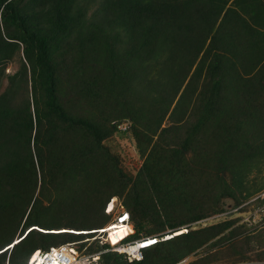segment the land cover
I'll list each match as a JSON object with an SVG mask.
<instances>
[{
	"label": "trees",
	"instance_id": "16d2710c",
	"mask_svg": "<svg viewBox=\"0 0 264 264\" xmlns=\"http://www.w3.org/2000/svg\"><path fill=\"white\" fill-rule=\"evenodd\" d=\"M23 1L0 0L6 27V38L0 31V60L7 59L3 53L10 48L20 47L15 41L23 43L34 90L33 109L29 100L18 108L9 95L0 96V252L13 242L29 207L25 232L34 226L41 231L22 232L10 264H27L38 249L92 236L50 232L90 230L86 223L55 229L63 224L44 217L56 205L79 215L95 214L103 227L108 224L105 201L117 195L114 183L120 184L122 176L102 145L111 133L115 101L124 104V117L133 121L139 143L153 144L141 176L156 170L165 174L172 164L187 161V176H199L208 189L219 187V201L225 195L237 199L250 189L247 179L264 160V55L246 56L253 28L237 7L227 8L229 0H99L89 24L100 35L113 31L117 35L112 38L126 44L117 56L107 45L104 80L96 89L81 91L80 103L61 98L54 47L74 32L83 33L88 0H55L49 7L45 5L50 0ZM39 17L52 21L44 26L36 23ZM89 33L99 53L101 36ZM159 57L164 63L155 70ZM108 67L112 69L107 73ZM14 79L25 81L26 67L10 77ZM73 104L88 108L80 113ZM169 114L171 127L159 132ZM261 186L251 190L259 193ZM124 203L132 215L134 239L164 229L146 202L134 197ZM148 224L155 228L144 231ZM87 242L80 244L85 247ZM164 243L146 250L142 261L130 263L124 255L107 252L102 263L147 264L149 254ZM7 252L0 253V264H5Z\"/></svg>",
	"mask_w": 264,
	"mask_h": 264
},
{
	"label": "rangeland",
	"instance_id": "374dc122",
	"mask_svg": "<svg viewBox=\"0 0 264 264\" xmlns=\"http://www.w3.org/2000/svg\"><path fill=\"white\" fill-rule=\"evenodd\" d=\"M28 1L24 0L23 2L25 4ZM52 1L55 0L48 1L45 6H50ZM85 5H87L85 18L88 23L85 25L83 33L74 32L66 40L59 41V45L54 47L60 95L68 103H74V101L80 103L81 99L77 95L81 91L83 92L87 87L96 89L101 85L106 73L103 71L105 66L107 67L105 62L107 60V45L111 46L115 56H117L123 52L126 44L123 39L119 42L117 38H112V35L116 34L113 31L109 35H105V33L100 35L89 24L99 5V0H88ZM229 7H237V11L246 17L249 25L253 28V32L247 36L249 44L247 45L246 56H252L253 53L257 56L264 55V0H229L227 8ZM48 17L42 19L39 17L36 19V23L39 22L41 25L47 26L48 22L52 21ZM5 30L6 27L0 13V31L4 38H6ZM88 32L101 36L102 39L99 37L98 42V44L101 43L99 53L94 52V46H91L93 34H88ZM93 38L97 39L98 37L96 35ZM15 42L20 47L10 48L3 53L4 56L5 54L8 55L7 59L0 60V96L6 93L10 96L9 101H12V105L18 108L29 100L33 109L32 66L25 54L24 44L19 41ZM209 45L210 38L207 40L205 49ZM238 46H240L238 47L239 51H243L240 42ZM203 53L200 54L199 58L202 57ZM169 55L170 52H167L165 57ZM157 60V68L155 65L153 66L155 70H158L164 63L162 57ZM171 66L170 61L168 62L166 59L168 71L171 70ZM24 67L27 69V79L25 81L18 79L11 81L10 77L17 76ZM111 69L108 67L107 73ZM39 100L42 107L43 101L40 93ZM112 106L116 109L113 112L114 118L109 123L111 133H106L102 145L109 151L112 160L117 162L118 168L122 171V176L118 179L120 184L114 183V186H118L116 187L117 195L106 200L105 205L107 206L108 202L115 198L125 207V200L136 197L139 201L146 202L147 207L158 214L164 229L157 235L167 234L170 237L165 239L166 243L149 254L147 264H264V189L259 193H253L251 190V188L254 189L255 184H261L264 187V160L262 165H259V171L250 173V177L247 179V186L250 189L242 196H237V199L225 195L219 201L221 194L219 187L212 190L208 189L207 182L199 176V178L187 176V161L178 165L177 163L172 164L168 171L165 170V174H158L156 170V174L153 172L141 176L147 159L151 157L153 144L150 141L139 143L136 139L133 132V121L129 117H124L125 110L121 108L124 107V104L115 101ZM73 108L75 111L80 110L81 113L85 112L88 107L85 106L80 109V106L75 107L73 104ZM171 125L169 114L164 118L159 132L164 128H170ZM92 134L90 133V135ZM157 140L158 136L154 137L153 143ZM185 152L187 159V148ZM96 180L99 179L96 178ZM131 190L133 194L128 196L127 194ZM43 203L47 204V202ZM30 209L29 207L27 215L21 220V227L14 240L22 237V232L28 229L23 225ZM20 218L21 216L17 218V222L20 221ZM105 218L107 223H110L113 216L106 214ZM44 219L63 224L58 225L55 229L68 228V224L80 223L90 224L87 229L94 230L103 227L102 219L95 214L79 215L57 205ZM184 222L185 224L182 225ZM34 227L30 230H39L37 226ZM154 228L148 224L144 231ZM30 230L26 231L24 236ZM61 231L50 232L62 233ZM70 231L73 230H66V232ZM71 233L77 234L76 231ZM172 236L175 238L171 239ZM102 246L100 241L92 239L87 242L85 247L79 243L74 248L84 253L93 250L104 253L113 252L107 248L102 249ZM10 255L11 251L5 254V264H10ZM174 257L177 259L174 260Z\"/></svg>",
	"mask_w": 264,
	"mask_h": 264
},
{
	"label": "built area",
	"instance_id": "2783aa9c",
	"mask_svg": "<svg viewBox=\"0 0 264 264\" xmlns=\"http://www.w3.org/2000/svg\"><path fill=\"white\" fill-rule=\"evenodd\" d=\"M105 213L113 219L105 228L97 229L91 237L72 244L53 246L49 250H36L29 257L27 264H103L102 251L84 253L74 248L83 242L98 240L107 249L124 255L130 262L142 261L145 251L168 239L167 234L144 236L134 239L135 227L131 213L115 198L111 199Z\"/></svg>",
	"mask_w": 264,
	"mask_h": 264
},
{
	"label": "bare ground",
	"instance_id": "6f19581e",
	"mask_svg": "<svg viewBox=\"0 0 264 264\" xmlns=\"http://www.w3.org/2000/svg\"><path fill=\"white\" fill-rule=\"evenodd\" d=\"M105 227H107V226H104V227H100V228H98V229H102V228H105ZM35 228V227H34ZM97 230V228L96 229H94V230H81V231H77L76 230V233L77 234H92V233H94V232H98V231H96ZM61 232H66V230L65 229H63ZM70 232H75V231H70ZM23 237L24 236H20V237H18L16 240H14L7 248H5L2 252H6L7 250H9V251H11L12 249H13V247L14 246H16L17 244H19V242L21 241V239H23ZM170 238V237H169Z\"/></svg>",
	"mask_w": 264,
	"mask_h": 264
}]
</instances>
